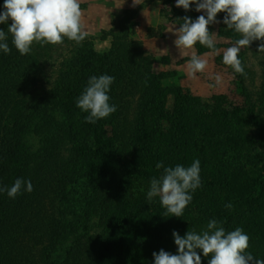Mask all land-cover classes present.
Instances as JSON below:
<instances>
[{
	"label": "rangeland",
	"instance_id": "rangeland-1",
	"mask_svg": "<svg viewBox=\"0 0 264 264\" xmlns=\"http://www.w3.org/2000/svg\"><path fill=\"white\" fill-rule=\"evenodd\" d=\"M137 3L134 5L133 0H80L87 36L80 44L71 40L69 44L73 48L85 44L99 55L108 53L112 49V30L126 14L131 18L128 37L141 44L143 51L153 59V73L161 76L165 119L160 120L162 112H159L156 115L159 121H153L152 112L145 111V101L137 95L122 112H126V118L112 123L113 126L106 119L96 123L85 121L84 127L92 131L78 134L75 143L90 153L71 167L70 199L65 210L67 222L59 247L50 256L57 264L68 259H86L87 253L90 264H154L153 252L161 249L172 254L177 252L173 231L181 236L187 231L200 233L210 220L219 221L229 200L219 188V181L230 177L241 186L255 189L257 193L261 191L259 182L264 181V51H259V47L264 41L256 40L249 47L241 48L239 58L246 76L240 75L223 63V50L242 38L223 23L225 13L217 15L218 23L209 25V31L214 33L215 49L219 51L208 48L198 54L196 45L190 50H180L175 45V29L180 27L176 23L180 19L176 12L196 16L206 13L197 12L195 4L186 11L176 6V0L170 3L168 0H137ZM193 52L207 60L205 70L194 75L187 67ZM217 76L222 78L219 83ZM177 89L195 100L192 114L212 115V121L197 119L199 123L192 122L187 126L189 129L169 123L167 118L175 104L173 92ZM139 119L145 135L150 138L147 153L142 150L139 138ZM173 129H179L182 135L174 144L170 142L176 137ZM180 142V149L175 150L174 145ZM196 159L200 161L201 186L191 193L193 199L182 217L165 216L159 197L151 202L147 199L151 179L159 178L163 168L152 175L146 170L148 164L163 162L164 167L178 164L188 167ZM261 193L244 208L249 234L244 231L245 222L240 221L237 227L250 237L247 252L264 260V191ZM126 209L132 211V217L120 229L117 221ZM197 251L202 264H208L210 257Z\"/></svg>",
	"mask_w": 264,
	"mask_h": 264
},
{
	"label": "trees",
	"instance_id": "trees-1",
	"mask_svg": "<svg viewBox=\"0 0 264 264\" xmlns=\"http://www.w3.org/2000/svg\"><path fill=\"white\" fill-rule=\"evenodd\" d=\"M3 4L4 0H0V13L4 11ZM176 15L180 17L176 22L179 26L185 16L193 20L198 17L180 10ZM130 19L125 14L112 30V49L102 55L85 44L73 48L67 38L59 45L34 43L29 54L21 55L8 34L11 51L6 54L0 50V186L11 187L17 178H23L31 181L33 191L22 189L15 199L0 192V264H57L50 256L58 249L67 222L71 167L90 153L75 143V137L92 131L84 127L88 113L76 106L91 76L107 74L115 78L108 94L109 103L117 110L104 118L110 125L126 118V112H122L137 95L145 101V111L152 112L153 121H159L156 116L159 112H162L160 120L165 119L161 76L153 73V59L141 44L128 37ZM10 23L9 20L0 24V30L7 33ZM196 48L198 54L208 49L199 43ZM173 94L175 104L167 118L169 123L189 129L187 126L192 122L212 121V115L192 114L195 100L190 95H183L178 89ZM138 124L142 150L147 153L150 138L145 135L140 119ZM173 130L176 137L170 139L172 144L182 138L179 129ZM180 145L181 142L174 145L175 150ZM146 170L152 175L160 171L153 163ZM259 183L260 193L230 177L218 182L229 198L226 204L232 205L230 209L224 206L219 217L226 232L235 230L241 221L246 223L244 231L249 234L244 208L264 191V181ZM131 214L129 209L121 214L118 228L123 229ZM89 257L87 253L86 259H68L61 264H90Z\"/></svg>",
	"mask_w": 264,
	"mask_h": 264
},
{
	"label": "clouds",
	"instance_id": "clouds-1",
	"mask_svg": "<svg viewBox=\"0 0 264 264\" xmlns=\"http://www.w3.org/2000/svg\"><path fill=\"white\" fill-rule=\"evenodd\" d=\"M133 3L138 4L137 0H133ZM193 4L197 12L203 11L206 15H199L195 20L183 17V23L175 29L177 38L174 43L177 48L190 50L199 43L216 50L214 33L209 31V25L218 23L217 15L225 13L223 23L242 38L223 50V63L235 73L246 76L239 53L241 48L249 47L253 41H264V0H176V6L186 11ZM3 8L0 24L11 21L7 33L0 30V50L6 54L11 51L7 42L8 34L21 55L29 54L34 43L41 46L59 45L67 38L80 44L87 36L82 23L80 0H4ZM259 51H264V43L260 45ZM187 67L192 75L203 72L207 60L193 52ZM114 79L107 74L89 78L76 100V106L88 113L86 122L96 123L117 110L115 105L109 103L108 94ZM216 80L219 83L222 78L217 76ZM156 168H163V173L159 178L151 179L147 199L151 202L153 198L159 197L161 206L166 210L165 216L182 217L193 199L191 193L201 186L200 161L196 159L188 167L179 164L164 167L163 162H158ZM22 189L33 191L31 181L17 178L11 187L0 186V192H6L12 199L20 195ZM225 207L230 209L232 205L228 203ZM222 225V221L212 219L200 233L187 231L181 236L173 231L177 252L172 254L163 249L158 253L153 252L154 264H202L197 250L204 257H210L208 264H264V260L256 259L247 252L250 237L242 228L226 232Z\"/></svg>",
	"mask_w": 264,
	"mask_h": 264
},
{
	"label": "crops",
	"instance_id": "crops-1",
	"mask_svg": "<svg viewBox=\"0 0 264 264\" xmlns=\"http://www.w3.org/2000/svg\"><path fill=\"white\" fill-rule=\"evenodd\" d=\"M149 42H151V41H149ZM152 43V42H151Z\"/></svg>",
	"mask_w": 264,
	"mask_h": 264
}]
</instances>
